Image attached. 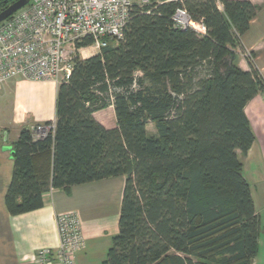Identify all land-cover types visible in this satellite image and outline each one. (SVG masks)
<instances>
[{"label":"trees","instance_id":"obj_1","mask_svg":"<svg viewBox=\"0 0 264 264\" xmlns=\"http://www.w3.org/2000/svg\"><path fill=\"white\" fill-rule=\"evenodd\" d=\"M16 0H0V12ZM179 3L135 5L124 39L74 59L46 136L24 127L6 194L11 215L37 210L50 188L124 176L119 232L103 264H253L260 217L240 154L255 140L247 103L264 91L240 40L250 0H187L207 34L176 27ZM87 37L79 47L92 45ZM114 107L117 126L94 113ZM154 123L151 135L147 125ZM194 258H197L195 260Z\"/></svg>","mask_w":264,"mask_h":264},{"label":"crops","instance_id":"obj_2","mask_svg":"<svg viewBox=\"0 0 264 264\" xmlns=\"http://www.w3.org/2000/svg\"><path fill=\"white\" fill-rule=\"evenodd\" d=\"M250 1L258 6V13L242 35L240 46L251 53L264 76V0ZM237 64L248 70L249 58L238 53ZM58 85L52 80L14 78L0 91V264H36L37 250L57 247L56 216L64 212L75 211L81 221L85 245L76 254L77 264H103L112 239L119 232L124 176L75 185L70 193L50 188L44 194L41 208L15 216L8 211L6 194L14 171L15 141L22 128H40L56 120ZM107 109L112 112L109 119L97 115ZM104 110L95 112V118L107 128L116 127L114 107ZM245 112L255 140L248 153L240 154V158L261 222L259 251L253 264H264V97L261 92L247 103ZM110 204H114L119 215L112 220L108 213Z\"/></svg>","mask_w":264,"mask_h":264},{"label":"built area","instance_id":"obj_3","mask_svg":"<svg viewBox=\"0 0 264 264\" xmlns=\"http://www.w3.org/2000/svg\"><path fill=\"white\" fill-rule=\"evenodd\" d=\"M157 4L177 2L172 20L176 27L207 34L203 20L192 19L187 0H155ZM152 0H30L24 7L0 23V91L14 78L52 80L60 83L72 71L74 59L82 49L100 51L109 39L123 40L125 27L135 5ZM87 37L93 43L79 47ZM247 55V54H246ZM264 93V91H263ZM55 124L35 130L46 136ZM59 244L36 252V264H77L76 254L85 245L78 213L56 216Z\"/></svg>","mask_w":264,"mask_h":264},{"label":"rangeland","instance_id":"obj_4","mask_svg":"<svg viewBox=\"0 0 264 264\" xmlns=\"http://www.w3.org/2000/svg\"><path fill=\"white\" fill-rule=\"evenodd\" d=\"M115 41L118 42L115 39H111L110 40V42H115ZM98 52H99L98 49H96L94 47H90L88 49H82V51H81V53L79 55H81L83 58H85V57H90L92 55H95ZM242 54H244L247 58L252 59V55H251L250 52L244 51ZM63 80H65V78L61 77L60 78V82L63 81ZM261 93L263 94V97H264V93L263 92H261ZM111 114H112L111 110L107 109V110H104V111H100L97 115L100 116V117H104L105 119H109L111 117ZM114 117H115V114H114ZM147 129H148L149 134H151V135H155L157 133L156 127H155L154 123H152V122L148 123ZM35 134H36V132H35ZM108 213H109V216L111 217V220H112V218H114V217L116 218L117 216H119L118 212H117V209H114V204H110L109 205ZM109 223H111V221H109ZM194 259L197 260V258H194Z\"/></svg>","mask_w":264,"mask_h":264},{"label":"water","instance_id":"obj_5","mask_svg":"<svg viewBox=\"0 0 264 264\" xmlns=\"http://www.w3.org/2000/svg\"><path fill=\"white\" fill-rule=\"evenodd\" d=\"M30 0H16L0 12V23L24 7Z\"/></svg>","mask_w":264,"mask_h":264}]
</instances>
